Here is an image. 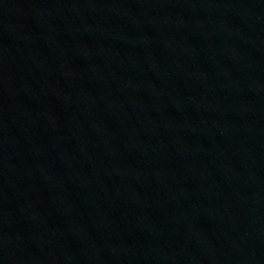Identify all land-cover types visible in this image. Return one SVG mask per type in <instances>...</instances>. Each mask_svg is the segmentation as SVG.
<instances>
[{"label":"water","instance_id":"1","mask_svg":"<svg viewBox=\"0 0 264 264\" xmlns=\"http://www.w3.org/2000/svg\"><path fill=\"white\" fill-rule=\"evenodd\" d=\"M0 264H264V0H0Z\"/></svg>","mask_w":264,"mask_h":264}]
</instances>
